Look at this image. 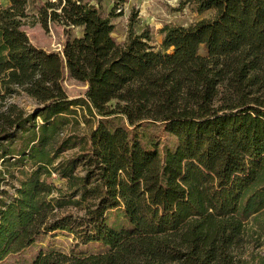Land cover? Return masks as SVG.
Returning a JSON list of instances; mask_svg holds the SVG:
<instances>
[{"label": "trees", "instance_id": "obj_1", "mask_svg": "<svg viewBox=\"0 0 264 264\" xmlns=\"http://www.w3.org/2000/svg\"><path fill=\"white\" fill-rule=\"evenodd\" d=\"M127 1L34 0L45 28L82 31L62 54L31 43L29 0L0 7V264L56 232L106 250L42 249L31 264H264V0H187L213 16L160 47L134 19L115 40ZM22 93L33 112L8 103ZM154 127L177 140L164 157L140 132Z\"/></svg>", "mask_w": 264, "mask_h": 264}, {"label": "rangeland", "instance_id": "obj_2", "mask_svg": "<svg viewBox=\"0 0 264 264\" xmlns=\"http://www.w3.org/2000/svg\"><path fill=\"white\" fill-rule=\"evenodd\" d=\"M50 1L55 2L56 0ZM186 1L187 0H128L123 7L122 14L113 20L115 24L113 37L118 43H124L131 29V19H134L133 31L135 34H141L146 29H149L154 40L153 44L160 47L169 35V31L182 27H189L202 19H208L213 16V12L211 11L202 14L198 13L196 6L186 3ZM9 4L10 0H0V7H5ZM104 4L107 5L108 0H104ZM119 12L120 10L117 11V13ZM27 15L28 17L24 19V31L27 33L33 45L48 52L62 54L69 35L72 37H81L83 34L81 30L71 32L53 22H50L48 27L45 28L40 22V16L34 6V0H29ZM63 86L70 98L84 97L88 89L87 84L71 79L67 72L63 80ZM8 103L15 104L26 112H33L37 107V103L23 93L12 96L8 99ZM40 122L41 121L38 119V123ZM104 122L109 129H115L119 126L126 127L127 125L126 120L122 117L108 118L105 119ZM144 129H141L140 132L144 133L145 142L150 140L157 142L162 157H164L166 150H173L176 147V138L164 133L160 127L150 128V130ZM87 130L88 128L85 127V124L81 123L78 133L84 134ZM71 131V128L67 129V133ZM77 151L78 148L68 150L62 154V158L70 157ZM29 169V164L25 167H16L13 169L14 178L10 177V182L8 185L4 186V189L8 191V197L14 194L15 190L13 187H18L19 182L23 180L22 173L24 171H29ZM77 173L84 175V170L81 165L78 167ZM0 198H2V196H0ZM109 224L113 227L123 226L124 220L121 209H117L109 214ZM75 246L76 242L71 236L62 232H56L45 236L27 250L10 257L5 264H31L42 249L52 248L63 252H70L71 249H74L77 254L85 255L101 253L106 250L99 244Z\"/></svg>", "mask_w": 264, "mask_h": 264}, {"label": "built area", "instance_id": "obj_3", "mask_svg": "<svg viewBox=\"0 0 264 264\" xmlns=\"http://www.w3.org/2000/svg\"><path fill=\"white\" fill-rule=\"evenodd\" d=\"M53 176L56 178V175L55 174Z\"/></svg>", "mask_w": 264, "mask_h": 264}]
</instances>
